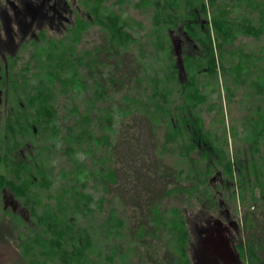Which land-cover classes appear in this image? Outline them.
Listing matches in <instances>:
<instances>
[{"label":"trees","instance_id":"trees-1","mask_svg":"<svg viewBox=\"0 0 264 264\" xmlns=\"http://www.w3.org/2000/svg\"><path fill=\"white\" fill-rule=\"evenodd\" d=\"M32 1L0 44V227L23 264H193L191 212L232 204L264 264V0ZM226 87L257 100L208 129Z\"/></svg>","mask_w":264,"mask_h":264},{"label":"rangeland","instance_id":"rangeland-1","mask_svg":"<svg viewBox=\"0 0 264 264\" xmlns=\"http://www.w3.org/2000/svg\"><path fill=\"white\" fill-rule=\"evenodd\" d=\"M14 1H16L15 6H10L7 3L3 6L2 9L4 34L2 38H0V44L6 47L8 35H10L15 45L19 43L16 20L19 19V21H23V19L29 13L34 15V17H38V12L42 10V7H40L42 6L41 2L37 4L32 0ZM221 3H225V1ZM226 6L232 7V5L228 4ZM226 6L224 8H226ZM220 9L221 8H219V11ZM222 10L224 9H221V13L218 11V14L220 16L222 15ZM129 15L140 20H143L145 17V15L139 14L132 7L129 10ZM249 16L251 20L252 16L250 15V13ZM232 17L233 15L231 16V19H233ZM206 19L212 20L211 14L207 15V17L204 18V20ZM101 34V26H92L90 30L86 32L82 37L84 45L91 46V43L92 45L100 43ZM234 41H236V45H240L239 49L241 51L245 50L252 52V37L241 35L238 36ZM21 56L27 57L28 55H26V53H21ZM22 63L25 65V62ZM49 68L50 67H44L43 71ZM222 92L223 93L221 101L218 102L215 99L213 100L215 105L219 104L222 105V107L219 106L215 110L211 111L210 114H204V119L206 121L208 129L211 125L210 123L214 122V117H216L217 120L218 118H226V121H230L231 119H239L241 114V107L244 106V108H247V104L249 105V107H254L255 101L257 100L256 98L254 100V104L253 102L251 104L250 99L249 101H247L245 100L246 98H244L247 93H244V91L234 92L232 88L226 87ZM229 104L233 105L232 108L229 107ZM230 108L232 109L231 112L229 110ZM238 211L239 209H237V206H235V204H232L231 207L224 208L217 214H214L213 212L212 214H209L208 212H202L200 210L191 212V225L193 227L195 237V245L193 247L194 249L190 255L193 264H231L232 260L237 258V256L241 258L240 261H242V264H246V262L243 261V256L245 255L246 257L245 252L243 251L242 253V249L244 248L245 243L243 239V230L240 223ZM9 232L10 229L6 225L4 228L0 227V264H23L25 263V261L23 260L19 250L6 237ZM221 253V257L223 260L219 258Z\"/></svg>","mask_w":264,"mask_h":264},{"label":"flooded vegetation","instance_id":"flooded-vegetation-1","mask_svg":"<svg viewBox=\"0 0 264 264\" xmlns=\"http://www.w3.org/2000/svg\"><path fill=\"white\" fill-rule=\"evenodd\" d=\"M219 236H220V233H219ZM221 255H222V253L220 254V257L219 258H221V260H223L222 257H221ZM240 260H241V258L237 256V258H235L234 260H232V263L231 264H242V261H240Z\"/></svg>","mask_w":264,"mask_h":264}]
</instances>
